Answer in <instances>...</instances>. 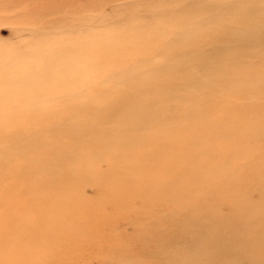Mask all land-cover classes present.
Wrapping results in <instances>:
<instances>
[{
	"label": "rangeland",
	"instance_id": "374dc122",
	"mask_svg": "<svg viewBox=\"0 0 264 264\" xmlns=\"http://www.w3.org/2000/svg\"><path fill=\"white\" fill-rule=\"evenodd\" d=\"M0 166L77 264H264V0H0Z\"/></svg>",
	"mask_w": 264,
	"mask_h": 264
},
{
	"label": "bare ground",
	"instance_id": "6f19581e",
	"mask_svg": "<svg viewBox=\"0 0 264 264\" xmlns=\"http://www.w3.org/2000/svg\"><path fill=\"white\" fill-rule=\"evenodd\" d=\"M89 132L90 134L92 133L91 131ZM3 192L5 191L3 190ZM1 198L3 214L0 213L2 216L0 219V231L4 236L2 237V242H0V254H2L0 264H61L60 262L77 264L79 262L72 252L69 250L65 251L67 243H65V236L62 235L68 229L74 231L75 226L72 224H76L78 221L76 219L71 220V218H68V213L64 209H60L67 202V196H59V198L55 199L45 196L37 199V202L33 204H29L27 200H18L16 206L13 205L14 208L7 203L4 196ZM36 204H39L37 208L35 207ZM35 208L38 210L44 209L40 211L41 216H39V212H35ZM26 219L29 222L26 223ZM30 227L33 228L32 231L36 232L38 237L32 242L31 240L24 241L26 239V229ZM8 244L11 245L8 246ZM31 244H33L35 249H37V245H41V247L33 251L31 250ZM22 245L29 246L27 250L28 253L30 252L28 259L22 258ZM11 260H14L15 263H11Z\"/></svg>",
	"mask_w": 264,
	"mask_h": 264
}]
</instances>
